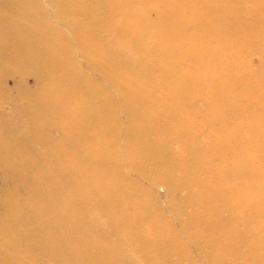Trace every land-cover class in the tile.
I'll use <instances>...</instances> for the list:
<instances>
[{
	"label": "bare ground",
	"instance_id": "6f19581e",
	"mask_svg": "<svg viewBox=\"0 0 264 264\" xmlns=\"http://www.w3.org/2000/svg\"><path fill=\"white\" fill-rule=\"evenodd\" d=\"M0 172V264H264V0H0Z\"/></svg>",
	"mask_w": 264,
	"mask_h": 264
},
{
	"label": "rangeland",
	"instance_id": "374dc122",
	"mask_svg": "<svg viewBox=\"0 0 264 264\" xmlns=\"http://www.w3.org/2000/svg\"><path fill=\"white\" fill-rule=\"evenodd\" d=\"M246 62H248L250 70H257L258 67L260 66V56L255 51L254 52L252 51L249 55H247ZM36 80H37V78L34 77L33 75L26 74L25 76L21 77V79L16 78V77H8L7 79L4 80L3 84H4L5 88H7L9 90L14 89L15 86H18V87L21 86L23 89H33L36 86ZM6 111L11 112V106H10V109L6 108ZM1 180H2V175L0 172V181ZM154 192H156L157 195H159L161 197V199H162L161 205L163 204L162 207H164L163 210L166 212H169V210H170L169 196L165 192L164 187L161 185V186L155 188ZM193 251H194V249H192V252ZM197 264H200V263L197 262Z\"/></svg>",
	"mask_w": 264,
	"mask_h": 264
}]
</instances>
